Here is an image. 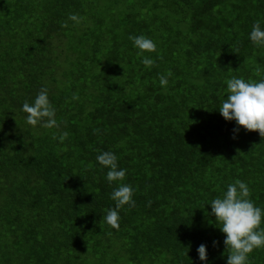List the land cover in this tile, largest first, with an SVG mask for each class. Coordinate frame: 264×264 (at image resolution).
Here are the masks:
<instances>
[{
	"label": "trees",
	"instance_id": "16d2710c",
	"mask_svg": "<svg viewBox=\"0 0 264 264\" xmlns=\"http://www.w3.org/2000/svg\"><path fill=\"white\" fill-rule=\"evenodd\" d=\"M256 21L264 0H0V264H205L201 243L226 264L211 200L241 180L264 208V138L219 112L226 79H264ZM139 35L157 45L151 67ZM42 88L56 127L22 110ZM102 151L123 181L109 184ZM120 183L135 206L114 229Z\"/></svg>",
	"mask_w": 264,
	"mask_h": 264
},
{
	"label": "clouds",
	"instance_id": "9594fccd",
	"mask_svg": "<svg viewBox=\"0 0 264 264\" xmlns=\"http://www.w3.org/2000/svg\"><path fill=\"white\" fill-rule=\"evenodd\" d=\"M69 19L77 24L82 21V17L71 14ZM133 46L139 50L138 55L144 52H155L156 43L144 35L130 36ZM249 39L258 48H264V28L260 21L253 23L249 33ZM141 63L146 67H151L155 61L147 56H142ZM167 75L160 76V85L168 84ZM227 87V97L222 100L219 112L227 121H235L234 133L240 131L239 126H243L246 131H257L264 138V79L258 82L245 80L242 77H231L225 81ZM75 98V97H74ZM22 110L26 112L27 122L33 126L38 123L44 127H56L55 109L49 101L48 90L42 88L34 101L29 104L25 102ZM64 132L60 139L67 137ZM235 138V137H234ZM97 162L108 169L106 179L109 184L114 181H123L126 176V169L118 167V157L114 152L102 151L96 157ZM135 189L130 184L120 183L111 192V199L115 201V207L109 209L104 216V220L114 229H119L121 220L120 209L124 205L135 206L133 199ZM250 188L246 182L236 180L227 185L226 191L222 195L212 199L211 215L215 216L220 223V231L225 235L224 245L230 251L226 264H250L249 254L254 249L264 248V208L257 206L250 198ZM218 241H213L216 246ZM196 251L200 261L207 264V245L201 243Z\"/></svg>",
	"mask_w": 264,
	"mask_h": 264
}]
</instances>
